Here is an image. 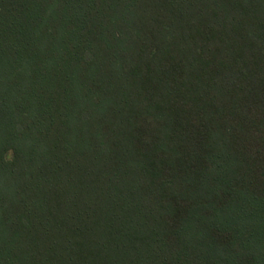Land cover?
Listing matches in <instances>:
<instances>
[{"label": "trees", "instance_id": "16d2710c", "mask_svg": "<svg viewBox=\"0 0 264 264\" xmlns=\"http://www.w3.org/2000/svg\"><path fill=\"white\" fill-rule=\"evenodd\" d=\"M0 264H264V0H0Z\"/></svg>", "mask_w": 264, "mask_h": 264}, {"label": "rangeland", "instance_id": "374dc122", "mask_svg": "<svg viewBox=\"0 0 264 264\" xmlns=\"http://www.w3.org/2000/svg\"><path fill=\"white\" fill-rule=\"evenodd\" d=\"M9 156H11V153H9Z\"/></svg>", "mask_w": 264, "mask_h": 264}]
</instances>
